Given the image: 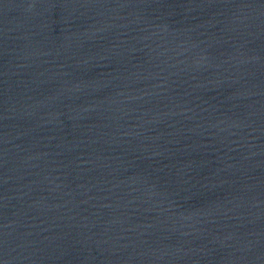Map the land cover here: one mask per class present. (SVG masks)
Segmentation results:
<instances>
[{"label": "water", "instance_id": "1", "mask_svg": "<svg viewBox=\"0 0 264 264\" xmlns=\"http://www.w3.org/2000/svg\"><path fill=\"white\" fill-rule=\"evenodd\" d=\"M0 264H264V0H0Z\"/></svg>", "mask_w": 264, "mask_h": 264}]
</instances>
